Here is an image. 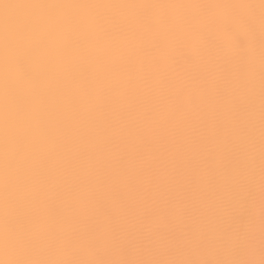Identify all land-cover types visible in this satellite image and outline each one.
Listing matches in <instances>:
<instances>
[{
  "label": "bare ground",
  "instance_id": "1",
  "mask_svg": "<svg viewBox=\"0 0 264 264\" xmlns=\"http://www.w3.org/2000/svg\"><path fill=\"white\" fill-rule=\"evenodd\" d=\"M260 5L0 0V261H259Z\"/></svg>",
  "mask_w": 264,
  "mask_h": 264
},
{
  "label": "snow or ice",
  "instance_id": "2",
  "mask_svg": "<svg viewBox=\"0 0 264 264\" xmlns=\"http://www.w3.org/2000/svg\"><path fill=\"white\" fill-rule=\"evenodd\" d=\"M20 5H8L3 7H19ZM33 7H58L56 5H33ZM236 7V6H234ZM261 28L262 40H264V0H261ZM8 20L5 19L7 24ZM233 45L246 48L248 41L242 37L238 31H231L229 33ZM7 51V38H6ZM264 63V60H262ZM8 132H9V113L7 106H5V186H4V207H5V224L3 243L7 251L10 248L28 249L32 246L30 236L23 231L14 228L8 221V210L11 207V187L9 184L10 163L8 155ZM251 198H254L253 193H249ZM260 211H261V240H260V254L261 259L256 261L254 259H230V260H37V259H15L0 261V264H264V71L261 74V193H260Z\"/></svg>",
  "mask_w": 264,
  "mask_h": 264
}]
</instances>
